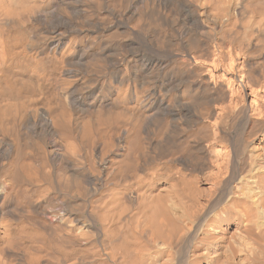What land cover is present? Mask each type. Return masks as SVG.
I'll list each match as a JSON object with an SVG mask.
<instances>
[{
    "label": "bare ground",
    "instance_id": "1",
    "mask_svg": "<svg viewBox=\"0 0 264 264\" xmlns=\"http://www.w3.org/2000/svg\"><path fill=\"white\" fill-rule=\"evenodd\" d=\"M263 67L264 0H0V264H264Z\"/></svg>",
    "mask_w": 264,
    "mask_h": 264
},
{
    "label": "rangeland",
    "instance_id": "2",
    "mask_svg": "<svg viewBox=\"0 0 264 264\" xmlns=\"http://www.w3.org/2000/svg\"><path fill=\"white\" fill-rule=\"evenodd\" d=\"M137 22H139V23H137ZM137 22H136L137 23L136 25H134L133 22L132 23H124L123 22L122 25L120 24L117 28H115V27L113 28L116 30L118 29L117 31L114 30L117 35L116 34H114V35L109 34V35H113V36L108 35L105 38L106 39V40H104L105 42H103L100 45L101 48H103V47H107V49L109 48L108 49L109 51H107V56L109 55L108 56L109 58H106L104 65H106V72L112 78V80L118 79V76H119V78H121L125 75L129 76V74H130V76H134V70L137 69L136 71H138V73L140 74L139 75L140 76V82H138V84L136 85L138 87V89H142L143 86H145L144 88L148 87V89L151 92H154L155 85H168V83L170 81L169 77L172 76L173 71H175L174 67L178 64V63H176L175 59H180V58L183 59L182 58L183 54L179 53V52H177V53L174 52V54H173V53H170L169 51H166V50H165L166 52L165 51L160 52L154 48H151L150 45L147 44V42L143 41L142 35H140L138 33V27L140 25V21H137ZM113 29L110 31L111 33H114ZM118 36H119V38H118ZM109 37H111V38H109ZM144 43H146V44H144ZM149 48L152 50H150ZM98 50L99 49L97 48L96 52H98ZM175 53H176V55H175ZM124 54H126V55H124ZM171 56H172V58H171ZM125 58L127 60H131L130 65H127V63H125L124 65L119 64L120 59H125ZM158 58L162 61L164 60L165 66L163 68H160V69L156 70L155 72H151V73L146 72L144 70V68H142V67H144L143 65L146 63V60L150 61L151 59H158ZM115 59H117V60H115ZM115 61L116 62L118 61V62L116 63ZM132 61L134 63H132ZM227 61L228 60L225 61V64L223 66H219L213 73L216 76H218L217 78H219V76L222 75L223 77L222 76L221 77L223 79L225 77L226 80H231L232 85H234V87H236V86L241 87V85H244L240 89L243 92V95L246 97L247 102L249 104H251L254 101L251 89L248 87V85L245 82L244 77L241 76V74H236V76L233 78V74H234L233 69L229 67V65L227 64ZM114 63H115V65H114ZM132 66L134 68H132ZM123 68L125 70H123ZM121 69H122V71H121ZM139 70L141 72L143 70L144 71H143V73H141ZM150 74H152V75H150ZM146 77H148V78H146ZM179 78L181 80V77L176 75L174 85L179 83V81H180ZM144 80H146V82ZM144 82H145V84H144ZM45 88H47V87H45ZM45 88H44V90L47 91V89H45ZM149 123H153V121H150ZM152 127H153V125L151 124L150 130L153 131Z\"/></svg>",
    "mask_w": 264,
    "mask_h": 264
}]
</instances>
